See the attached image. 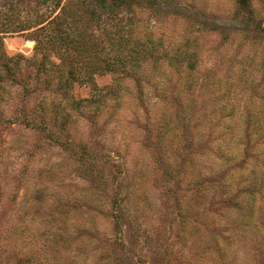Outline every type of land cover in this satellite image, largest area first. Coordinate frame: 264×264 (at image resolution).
Instances as JSON below:
<instances>
[{
    "label": "rangeland",
    "instance_id": "obj_1",
    "mask_svg": "<svg viewBox=\"0 0 264 264\" xmlns=\"http://www.w3.org/2000/svg\"><path fill=\"white\" fill-rule=\"evenodd\" d=\"M9 1L18 0L0 8ZM45 1L25 4L35 15L48 11ZM138 1L141 25L166 40L198 39L201 71L216 82L234 77L242 54L257 47L256 78L239 106L254 102L252 112L264 115L255 93L264 36L236 31L234 0ZM250 2L264 24V0ZM24 32L2 34L9 55L33 54ZM30 70H21L23 82ZM200 79H184L177 102L175 89L162 97L132 79L120 80L117 98L118 77L96 74L71 90L85 105L66 125L48 114L43 130L26 124L37 97L14 84L0 113V264H264V147L245 131L226 146L215 87Z\"/></svg>",
    "mask_w": 264,
    "mask_h": 264
},
{
    "label": "trees",
    "instance_id": "obj_2",
    "mask_svg": "<svg viewBox=\"0 0 264 264\" xmlns=\"http://www.w3.org/2000/svg\"><path fill=\"white\" fill-rule=\"evenodd\" d=\"M234 1L235 12L242 14L236 31L246 36L262 33L259 36L262 38L264 24L254 15L250 0ZM25 3V0L9 1L0 8V113L14 84L21 86L26 97H37L33 106L35 116L28 118L26 124L43 130L48 114L58 116L55 118L58 125H66L72 113L85 105L71 90L78 82L94 84L96 74L109 73L118 77L111 87L117 98L120 80L132 79L145 87L146 92L159 89L158 94L162 97L166 96V90L175 89L173 95L177 102L185 90L184 79L193 83L201 74L202 88L215 87L213 111L218 112L214 118L223 136H228L226 146L230 148L232 143L236 144V136L245 131L249 141L256 140L264 147V115L252 112L254 102H245L242 108L239 106L240 96L253 86L256 78L259 68L257 47L244 52L236 63V75L221 83L212 79L209 72L201 71V53L197 49L201 43L197 38L166 40L163 32L156 33L141 25L135 17L138 0H46L48 11L41 10L35 15ZM102 8H105L104 13L100 12ZM56 9H59L57 13ZM123 12H131V15ZM103 14L108 19L106 26L100 24ZM8 32H24L34 41L33 54L30 57L21 53L9 55L2 38V34ZM23 68L31 69L24 82ZM171 75L176 80L169 86ZM30 78L34 82L29 83ZM125 88L128 91V87ZM259 89H264V74L255 90L264 106V90ZM84 101L92 102V99ZM146 108L149 110L148 105ZM165 126L169 127L168 122ZM254 182H257V172ZM243 211V215L247 213L251 217V207L247 205Z\"/></svg>",
    "mask_w": 264,
    "mask_h": 264
}]
</instances>
